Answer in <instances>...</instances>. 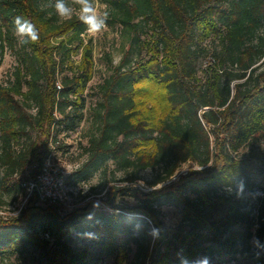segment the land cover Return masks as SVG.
Segmentation results:
<instances>
[{
  "label": "trees",
  "instance_id": "trees-1",
  "mask_svg": "<svg viewBox=\"0 0 264 264\" xmlns=\"http://www.w3.org/2000/svg\"><path fill=\"white\" fill-rule=\"evenodd\" d=\"M100 1L124 50L97 86L86 158L66 184L98 175L104 195L63 214L27 196L23 182L58 160L60 133L83 119L92 41L79 13L60 18L55 0H0V66L6 52L16 58L0 82V207L6 195L26 197L18 214L0 213V258L264 264V185L255 178L264 165L255 146L264 135V0ZM16 16L36 26V43L19 42ZM163 207L179 210L173 231Z\"/></svg>",
  "mask_w": 264,
  "mask_h": 264
},
{
  "label": "rangeland",
  "instance_id": "rangeland-1",
  "mask_svg": "<svg viewBox=\"0 0 264 264\" xmlns=\"http://www.w3.org/2000/svg\"><path fill=\"white\" fill-rule=\"evenodd\" d=\"M72 1V0H71ZM74 12L79 13V5H72ZM73 12V13H74ZM98 14H103L105 12V5L99 0ZM91 39L93 45V56L95 61V72L94 77L88 84V88L84 94L85 96V105L82 110L83 119L78 123L77 127L73 131H63L60 133L59 138L65 145L64 150H61L57 153L58 160H51L53 164L66 169L71 174L81 162L86 158L84 154V146L88 142V134L93 130L94 118H93V108L100 99V96L97 92V86L102 81V79L107 76L112 67L118 63L120 60L123 50H124V39L121 34V29L119 26H109L106 24V27L100 32L94 35H89L86 33L85 40ZM81 59V50L74 53L73 62L78 64ZM209 60V59H208ZM207 61V60H206ZM205 61V62H206ZM16 64L15 56L9 51L5 53L2 65L0 66V82H4L10 75V72L13 70V67ZM152 103L150 104V106ZM256 148H259L264 151V135L255 143ZM250 148V145L246 146L243 149V152H246ZM189 164L186 163L183 165V169L186 170ZM263 170L255 175L257 182L261 185H264V165L262 166ZM151 174L150 170H147L143 173L146 178H149ZM99 182V176L95 175L88 182H83L77 185H68L66 184V195L67 203L66 205H60L59 210L61 213H66L71 211L77 206L84 205L92 197H101L103 193H97L100 187L97 186ZM140 184L143 186L144 182L140 181ZM95 187V188H94ZM5 204L0 207V213L2 214H18V206L24 204L26 197H22L21 201H14L13 195L4 196ZM134 200L131 198H122L117 196L114 203L121 204L125 203L128 205L134 204ZM161 215L166 223L168 230L173 231L176 224L179 222L180 215L179 210L175 207H163L161 208ZM108 262H112V258L108 259ZM17 260L15 257H4L0 258V264H15ZM228 264H252L246 260L237 258L234 261Z\"/></svg>",
  "mask_w": 264,
  "mask_h": 264
},
{
  "label": "clouds",
  "instance_id": "clouds-1",
  "mask_svg": "<svg viewBox=\"0 0 264 264\" xmlns=\"http://www.w3.org/2000/svg\"><path fill=\"white\" fill-rule=\"evenodd\" d=\"M99 0H72V5H79V19L86 25V32L89 35L100 33L106 27L108 13L98 14ZM68 0H55L54 6L60 18H70L74 8ZM15 34L21 44L36 43L39 40V32L36 26L21 16L13 18ZM204 264H207L205 261Z\"/></svg>",
  "mask_w": 264,
  "mask_h": 264
},
{
  "label": "built area",
  "instance_id": "built-area-1",
  "mask_svg": "<svg viewBox=\"0 0 264 264\" xmlns=\"http://www.w3.org/2000/svg\"><path fill=\"white\" fill-rule=\"evenodd\" d=\"M68 175V170L56 166L48 158L35 176L24 180L23 186L26 189L27 196L37 193L41 202L66 205V177Z\"/></svg>",
  "mask_w": 264,
  "mask_h": 264
}]
</instances>
